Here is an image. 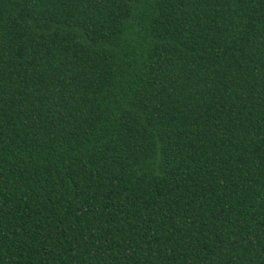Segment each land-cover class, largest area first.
<instances>
[{"label":"trees","instance_id":"obj_1","mask_svg":"<svg viewBox=\"0 0 264 264\" xmlns=\"http://www.w3.org/2000/svg\"><path fill=\"white\" fill-rule=\"evenodd\" d=\"M0 264H264V0H0Z\"/></svg>","mask_w":264,"mask_h":264}]
</instances>
